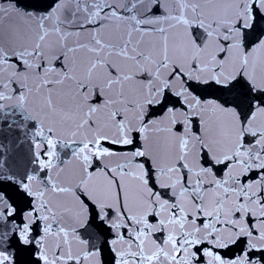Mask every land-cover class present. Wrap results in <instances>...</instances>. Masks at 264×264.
<instances>
[{
  "label": "snow or ice",
  "instance_id": "snow-or-ice-1",
  "mask_svg": "<svg viewBox=\"0 0 264 264\" xmlns=\"http://www.w3.org/2000/svg\"><path fill=\"white\" fill-rule=\"evenodd\" d=\"M0 264H264V0H0Z\"/></svg>",
  "mask_w": 264,
  "mask_h": 264
}]
</instances>
